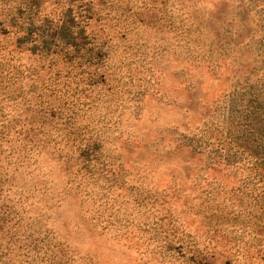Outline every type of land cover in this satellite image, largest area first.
Segmentation results:
<instances>
[{
	"label": "rangeland",
	"instance_id": "374dc122",
	"mask_svg": "<svg viewBox=\"0 0 264 264\" xmlns=\"http://www.w3.org/2000/svg\"><path fill=\"white\" fill-rule=\"evenodd\" d=\"M0 264H264V0H0Z\"/></svg>",
	"mask_w": 264,
	"mask_h": 264
}]
</instances>
